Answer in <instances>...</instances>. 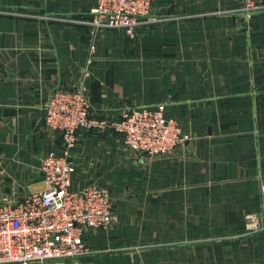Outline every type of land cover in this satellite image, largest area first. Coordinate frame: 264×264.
I'll return each instance as SVG.
<instances>
[{
    "label": "crops",
    "instance_id": "1",
    "mask_svg": "<svg viewBox=\"0 0 264 264\" xmlns=\"http://www.w3.org/2000/svg\"><path fill=\"white\" fill-rule=\"evenodd\" d=\"M94 5L0 0V200L45 186L40 159L61 137L44 104L82 84L90 116L163 104L188 139L149 155L111 129L77 130L70 189L106 187L117 219L85 231L74 264H264V228L244 221L264 223V7L247 18L238 0H152L167 19L102 30L91 54Z\"/></svg>",
    "mask_w": 264,
    "mask_h": 264
},
{
    "label": "built area",
    "instance_id": "2",
    "mask_svg": "<svg viewBox=\"0 0 264 264\" xmlns=\"http://www.w3.org/2000/svg\"><path fill=\"white\" fill-rule=\"evenodd\" d=\"M239 10L247 18L264 7L257 0H238ZM152 0H95L88 25L89 53L94 52L98 33L105 29H123L128 33L152 18ZM90 102L82 84L53 90L44 104V121L61 137L57 149L40 159L45 186L34 189L21 200L5 195L0 200V264H74L90 253L84 233L105 228L117 219L113 198L106 187L90 183L71 190L75 168L72 150L77 130L108 128L122 134L124 144L138 153L172 154L188 139L176 118L163 113V104L129 106L119 119L105 120L89 115ZM264 210V186L262 187ZM248 233L264 228L255 212L244 215ZM67 260H70L69 262Z\"/></svg>",
    "mask_w": 264,
    "mask_h": 264
},
{
    "label": "water",
    "instance_id": "3",
    "mask_svg": "<svg viewBox=\"0 0 264 264\" xmlns=\"http://www.w3.org/2000/svg\"><path fill=\"white\" fill-rule=\"evenodd\" d=\"M42 175H44V173H43V172H42ZM67 261L69 262L70 260H67ZM49 264H52V261H50V262H49Z\"/></svg>",
    "mask_w": 264,
    "mask_h": 264
}]
</instances>
